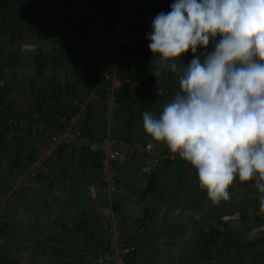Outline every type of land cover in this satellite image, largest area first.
Wrapping results in <instances>:
<instances>
[{"label":"crops","instance_id":"0c3cea01","mask_svg":"<svg viewBox=\"0 0 264 264\" xmlns=\"http://www.w3.org/2000/svg\"><path fill=\"white\" fill-rule=\"evenodd\" d=\"M35 1L38 5L30 10H25L22 4L24 18L15 11L18 22L13 24L14 63L3 70L6 81L11 83L5 104L13 112L14 123L9 122L7 112H0V189L6 199L0 264H81L82 245L93 249L105 245L107 235L100 211L108 202V193L101 180L96 152L80 147L64 148L28 181L22 178L19 168L34 159L37 152L59 134L60 122L56 115L60 112L74 118L93 138L104 136L108 125L104 115L105 92L113 77L117 78L119 94L110 129L126 160L113 164L117 187L112 198L122 214L120 220L127 240L144 245L148 241L141 237L150 236L148 225L151 224L144 227L140 219L152 197L143 196L142 192L143 182L149 179L151 172L144 168L149 154L138 146L150 142L162 150L167 145L145 134L142 114L145 111L158 114L163 109L179 91L178 76L168 74L155 79L156 84H149L151 61H117L116 55L110 54L112 50L115 52L109 40L111 16L103 22L92 23L88 16L92 0ZM162 2L171 4L174 0H132L129 40L143 33L144 27H150ZM0 34L1 40L6 30ZM4 45L5 42L2 47L6 48ZM126 57L124 55V59ZM34 59L44 64L37 68ZM180 62L188 63L182 58ZM65 85H68L67 90ZM24 126L34 130L26 138L20 135ZM13 162L15 165L10 170ZM165 162L167 160L155 174L166 182L162 190H165L166 200L171 201L169 221H183L186 210L191 218L213 212L195 211L207 193L195 187L197 176L189 181L193 169H181L173 164L166 167ZM187 182L192 185L185 196L183 189ZM184 201L186 205L181 213H172ZM236 212L227 210L228 214ZM157 220L161 221L160 217ZM226 222L231 226L243 224L236 214ZM189 225L190 222L185 223V229ZM143 227L146 233H141ZM159 230L168 243V255L182 252L181 249L174 251V244L189 236L196 238L192 230V234L184 232L172 238L162 227ZM151 233L157 235L158 231ZM247 247L246 252L252 258L254 248Z\"/></svg>","mask_w":264,"mask_h":264},{"label":"clouds","instance_id":"9594fccd","mask_svg":"<svg viewBox=\"0 0 264 264\" xmlns=\"http://www.w3.org/2000/svg\"><path fill=\"white\" fill-rule=\"evenodd\" d=\"M150 29V72L175 74L179 91L143 112L145 134L195 169L211 201L239 179L264 210V0H174Z\"/></svg>","mask_w":264,"mask_h":264},{"label":"built area","instance_id":"2783aa9c","mask_svg":"<svg viewBox=\"0 0 264 264\" xmlns=\"http://www.w3.org/2000/svg\"><path fill=\"white\" fill-rule=\"evenodd\" d=\"M170 5L167 2L160 3L157 14L161 11H170ZM131 9L132 0H92L88 11L92 23L103 22L108 15L111 16L112 26L109 40L115 50L116 57L119 55L121 46L129 41L127 32ZM118 88L117 78L113 77L105 92L104 115L108 125L104 136L93 138L88 133L83 132L80 125L74 121V118L67 113H59L56 117L60 122L61 131L37 152L34 160L22 173V178L26 181L34 179L54 154L67 147H80L87 152H96L99 156L101 180L105 183L108 193V202L102 206L100 211L107 237L105 245L100 248L93 249L84 245L80 247V254L83 257L82 264H144L136 263L133 259L137 256L139 249L134 242L127 240L124 233L125 227L118 216L116 204L112 198V194L117 187V177L113 164L126 160V157L119 150L118 140L113 136L110 129L113 112L117 106L116 92ZM2 110L6 112V106L0 104V111ZM7 116L9 122L14 123L13 115L8 113ZM138 147L149 154V159L144 166L145 170L149 172L158 169L165 160L174 163L185 162L178 155L170 152L168 147L160 150L150 142L146 143L145 146L139 145ZM5 201V196L0 195V241L3 237ZM262 228L264 230L263 224Z\"/></svg>","mask_w":264,"mask_h":264},{"label":"trees","instance_id":"16d2710c","mask_svg":"<svg viewBox=\"0 0 264 264\" xmlns=\"http://www.w3.org/2000/svg\"><path fill=\"white\" fill-rule=\"evenodd\" d=\"M17 1L19 0H0V31L4 30L3 22L6 21L14 24L15 21L18 22L17 16L15 15V8L17 5ZM35 5H38V2L35 0H26L25 3V10L33 9ZM25 11H20L17 13H20V17L24 18ZM7 26L6 34L8 33L10 37H13V25ZM131 24V21L129 19L128 21V27ZM23 26V24H21ZM5 26V25H4ZM21 26V28H22ZM150 27H144L143 33L136 34L135 38L132 40H129L127 43H125L123 46H121L119 50V55L117 57V61H152V53L149 51L147 45L148 40L146 39V34L150 32ZM128 38H129V31L127 32ZM2 43H0L1 47ZM209 48H212V44L209 45ZM2 49H7L3 48ZM14 50L9 49L3 50L0 49V104L6 106V114L13 113L10 108L5 104V97L7 93L11 90V83L6 81L3 70L5 67H12L14 63ZM190 52V51H189ZM8 53V54H7ZM191 53V52H190ZM190 53L185 54L182 57V61L189 62L193 56L191 54V57H188ZM124 55H127V57L124 59ZM23 62H26L25 60H22ZM33 63L37 65V68L44 64L42 60L34 59L32 60ZM27 64V62L25 63ZM23 67V65H22ZM155 76H150L149 84H156ZM67 86L65 85L64 88L67 90ZM148 87V86H147ZM116 94H119V91L117 90ZM3 111V110H2ZM5 111V110H4ZM1 112V111H0ZM65 113V112H60ZM13 115V114H12ZM7 121V120H6ZM32 128L23 127L20 135L24 132L23 138H26L30 135V133H33L34 130H31ZM83 130V128H82ZM83 132H85L83 130ZM32 158L29 162L26 164H21V167L19 168L20 171L23 173L24 170L28 167V165L33 161ZM17 164V163H16ZM165 166H170L171 164L177 165L178 168L186 169L190 168V164L187 165L185 162L179 161V162H165ZM15 162H13L12 165H10V170H12V167H14ZM187 165V166H186ZM186 166V167H185ZM156 170L151 171V174L149 175V182L145 189L143 190L142 194L143 196H150L151 203L150 205L144 210L143 212V218L141 219L142 225L145 227L150 223V231L157 232L158 229L161 227L163 228V232L168 235V237H171L174 234H184L185 232V223L190 222V228L195 234V240L197 242V250L195 254V261L197 264H217L214 261V255L216 250H222L224 253H227L235 246H239L241 244V241H234L232 239V236L230 234V227L227 225L226 219L229 218L232 215L236 214V217L240 219V221L243 224H247L250 219V217L241 211H238L236 213H227V210H218L209 212L203 216L192 218L188 215V210L184 212V219L181 222H177L176 220H173L172 222L169 221L170 216V210L171 205L169 204L171 201L166 200L165 190H162V187H165V181H163L158 175L155 174ZM12 172V171H11ZM39 174V173H38ZM37 174V175H38ZM104 183V182H103ZM105 185V183H104ZM195 187H200L198 179L197 184ZM230 191H233L234 189L232 187L229 188ZM197 191V190H196ZM5 192L0 189V195H4ZM169 194L172 195V192L169 191ZM5 196V195H4ZM163 207V209H161ZM118 208V207H117ZM116 208V209H117ZM161 209V211H159ZM160 217L161 221H158L157 219ZM253 220H257L258 226L261 227L263 222L260 219V216L255 214L252 215ZM140 226V225H139ZM4 231V226H3ZM125 232V231H124ZM162 232V230H161ZM259 242L264 243V235L261 236L260 239L252 240L250 241L249 245L254 248L252 252V258L250 259L249 264H258V261L260 259V251L257 249V246L260 244ZM137 248H140V242H137ZM80 261L82 264L83 257L80 256Z\"/></svg>","mask_w":264,"mask_h":264},{"label":"rangeland","instance_id":"374dc122","mask_svg":"<svg viewBox=\"0 0 264 264\" xmlns=\"http://www.w3.org/2000/svg\"><path fill=\"white\" fill-rule=\"evenodd\" d=\"M25 3H26V0L17 1L15 11L18 12L19 9L21 10V8H24L23 5H25ZM54 7H55V4H54ZM10 22H11L10 20L9 22L8 21H6L5 23L3 22L2 29L7 30L8 29L7 26L13 23V22L12 23ZM0 41L2 43L5 42V45L8 46V47L6 46L7 49H2V45H1L0 47L1 50H3L4 52L6 50L7 52V50L12 49L13 47L12 37H10L9 34L4 35ZM110 54L113 55L114 57L115 52L112 50ZM191 168L193 169V172L191 171L193 175L191 176L189 181H193V179L195 180V177L197 176L195 169L192 166ZM148 180L149 179L147 177L145 179V182H143V188L146 187ZM188 182H187V187L183 189L185 196H187L190 192L189 190H191L192 183L188 185ZM230 187H232L234 190L233 191L229 190L230 198L228 200L222 199L219 202H213L208 198L207 194H205L206 199L202 200L203 201L202 203L201 202L198 203L195 211H197L196 213L207 212L208 210L210 211L228 210V212H236V211L242 210L243 212H245L250 217V219L248 220L249 222L247 224H242V225L232 224V226L229 225L230 227H232L230 228L231 229L230 234L232 236V239L234 241H241L243 245L240 244L239 246H235L233 250L227 253H224L220 249L216 250L215 255H214V259H215L214 261H216L215 263L217 264H249L251 256L250 254L246 252V250L248 249L247 246L249 245L250 241L252 240L258 241V239H260L261 236L264 235V230L262 226L257 227L259 222L257 220H253L252 215H255V214L259 215L264 225V210L263 211L260 210L259 200H258L259 193L257 189L255 188L254 182H241L239 181V179H236ZM185 199H187V197H185ZM184 205H186L185 201L180 203L177 206L178 208H176V211H172V213H174L175 215L180 214L183 209L182 207H184ZM117 211H118V216L122 218V214L118 208H117ZM4 215H5V211H4ZM136 220L140 221L141 219L139 220V218H137ZM135 225L136 223L133 224L134 227ZM141 229H143V232L141 233H146L144 231V227ZM159 229H158L157 235H154L151 233L152 231H149L150 236L148 234L147 236L141 237V238L145 237V239L148 242H145L144 245L143 244L141 245L140 243V248H139L140 253L133 258L136 263H144V264H195L196 263L195 254H196L198 245L194 237L189 236L188 238L184 239L182 242H178L179 243L178 246L180 248L177 247L178 243L174 244V246H176L174 251L181 249L182 252H179V254L168 255L167 247H166V244L168 243L164 239V237L161 236L162 234L160 233L161 231ZM191 232L192 231L190 227H186L185 234L186 235L192 234ZM136 243L137 241L135 242V244ZM259 243L260 244L257 246V249L258 247L261 248V249H258L261 255H260L258 264H264V243L262 242H259Z\"/></svg>","mask_w":264,"mask_h":264}]
</instances>
